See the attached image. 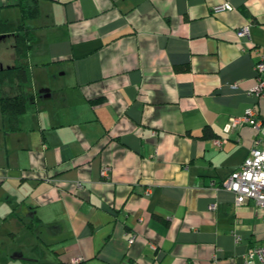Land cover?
Returning <instances> with one entry per match:
<instances>
[{
  "label": "crops",
  "instance_id": "crops-1",
  "mask_svg": "<svg viewBox=\"0 0 264 264\" xmlns=\"http://www.w3.org/2000/svg\"><path fill=\"white\" fill-rule=\"evenodd\" d=\"M19 3L0 0V27L20 23ZM38 5L35 99L14 121L0 102V264H259L247 254L264 245V211L222 183L256 137L227 124L249 109L264 120L250 94L264 0Z\"/></svg>",
  "mask_w": 264,
  "mask_h": 264
},
{
  "label": "built area",
  "instance_id": "built-area-1",
  "mask_svg": "<svg viewBox=\"0 0 264 264\" xmlns=\"http://www.w3.org/2000/svg\"><path fill=\"white\" fill-rule=\"evenodd\" d=\"M233 6L226 2L213 7V12L218 13L225 10H232ZM238 36L250 37L249 25L243 26L238 31ZM256 84L250 90V94L256 97L264 96V52L255 65ZM234 88L238 85L234 84ZM242 124H248L256 134L254 146L251 148L249 156L244 160L241 166L235 170L222 183V186L236 195V204L240 205L246 200H254L255 204L264 211V120L259 118L253 109L247 110L242 118H231L226 126L227 131H232ZM224 141L217 139L216 143L221 146ZM111 166H104L101 170L102 178L109 180L111 178ZM81 188V184H77ZM215 209L216 204H211ZM240 239V238H238ZM133 241V237L130 242ZM257 259L259 264H264V245L254 246L249 249L247 260L250 262Z\"/></svg>",
  "mask_w": 264,
  "mask_h": 264
},
{
  "label": "trees",
  "instance_id": "trees-1",
  "mask_svg": "<svg viewBox=\"0 0 264 264\" xmlns=\"http://www.w3.org/2000/svg\"><path fill=\"white\" fill-rule=\"evenodd\" d=\"M21 21L12 29L7 23L0 27V33L14 39L16 57L14 63L0 68V102L2 110L11 121L16 120L27 108L29 101L35 99L32 91V74L26 53L32 38L27 19L39 14L38 0H20ZM205 137H212V129L206 128Z\"/></svg>",
  "mask_w": 264,
  "mask_h": 264
},
{
  "label": "rangeland",
  "instance_id": "rangeland-1",
  "mask_svg": "<svg viewBox=\"0 0 264 264\" xmlns=\"http://www.w3.org/2000/svg\"><path fill=\"white\" fill-rule=\"evenodd\" d=\"M224 3H226V2H224ZM224 3H222V4H224ZM226 11V10H225ZM219 13V12H218ZM10 45H11V42L8 40V41H2V42H0V47H1V51H2V53H0V68H1V66H3L4 67V64H3V62L8 58V57H10L9 55H10V51L12 50V48L10 47ZM32 101V100H31ZM30 104H32V103H30ZM254 131V130H253Z\"/></svg>",
  "mask_w": 264,
  "mask_h": 264
},
{
  "label": "water",
  "instance_id": "water-1",
  "mask_svg": "<svg viewBox=\"0 0 264 264\" xmlns=\"http://www.w3.org/2000/svg\"><path fill=\"white\" fill-rule=\"evenodd\" d=\"M3 37H4V36H0V40L3 39ZM2 67H3V66H1V68H2Z\"/></svg>",
  "mask_w": 264,
  "mask_h": 264
}]
</instances>
